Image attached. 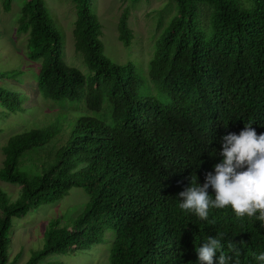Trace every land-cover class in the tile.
<instances>
[{
  "label": "trees",
  "instance_id": "16d2710c",
  "mask_svg": "<svg viewBox=\"0 0 264 264\" xmlns=\"http://www.w3.org/2000/svg\"><path fill=\"white\" fill-rule=\"evenodd\" d=\"M170 1L175 11L164 26L163 15L157 22L163 27L147 62L149 79L169 97L159 102L135 97L140 79L131 62L103 55L91 0H71L73 49L87 76L63 61L62 38L43 0H23L15 31L24 35L25 60L38 61L33 90L60 105L81 100L91 114L80 103L51 109L44 125L13 133L1 145L0 181L20 187L12 199L0 187V264L16 218L69 187L87 194L80 214L66 224L48 218L39 231L42 247L26 264L87 249L106 231L113 236L108 264H196V249L220 233L231 264H258L259 221L237 218L230 207L199 220L178 208V193L191 178L203 184L214 174L224 135L239 134L248 123L264 133V0H166L172 8ZM10 3L0 0L2 11ZM126 16L124 10L116 21L123 46L132 37ZM18 93L0 87V105L20 111Z\"/></svg>",
  "mask_w": 264,
  "mask_h": 264
},
{
  "label": "rangeland",
  "instance_id": "374dc122",
  "mask_svg": "<svg viewBox=\"0 0 264 264\" xmlns=\"http://www.w3.org/2000/svg\"><path fill=\"white\" fill-rule=\"evenodd\" d=\"M22 2L23 0H11L7 12L2 11L0 4V87L19 92L17 96L21 100L22 107L20 111H10L0 105V147L9 135L44 125L43 113H49L51 109L54 111L58 109L57 107L73 109L77 103H80V110L91 114L87 107L82 106L81 100L79 102L71 100L74 104L64 101L60 105V102L44 98L33 90L38 61L25 60L24 35L15 31L16 17ZM165 2L166 0H91V10L94 11L101 25L99 39L102 53L113 63L133 64L140 79L135 91L136 98L149 97L159 102L169 100L166 94H161L147 75V62L154 41L162 31L164 23L168 21V16L175 11L172 1L169 2L172 8L166 6ZM43 4L47 15L61 35L63 61L87 76L86 66L73 49L71 29L75 12L71 0H43ZM164 9L166 13H163ZM124 10L127 12L126 21L132 34L127 46H123L118 41L116 30L117 17ZM162 15L161 24L164 25L158 30L157 22L161 21ZM21 58L24 59L23 62ZM11 69L14 71H10ZM1 158L0 151V165ZM0 187L12 199L20 186L0 181ZM86 200L87 194L83 188L69 187L66 194L59 199L50 203H41L34 207L35 209L28 210L25 215L16 218V224L12 226L9 234L8 255L4 264H26L31 253L42 247L39 231L43 229L42 226L47 219L58 218L60 224H66L80 214L84 206L83 202ZM112 237V233L106 231L103 235L104 240L100 243H94L87 249L74 252L48 253L35 264H108V249Z\"/></svg>",
  "mask_w": 264,
  "mask_h": 264
},
{
  "label": "clouds",
  "instance_id": "9594fccd",
  "mask_svg": "<svg viewBox=\"0 0 264 264\" xmlns=\"http://www.w3.org/2000/svg\"><path fill=\"white\" fill-rule=\"evenodd\" d=\"M219 154L223 159L214 165V174L208 172L203 184L191 178L190 186L178 193V208L206 221L211 209L230 207L237 218H255L264 227V133L257 134L251 123L245 124L239 134L230 132L223 136ZM209 188L214 194L209 193ZM223 239V233L209 236L196 249V264H216L214 257L218 251V264H231L233 257L224 252ZM227 247L239 254L232 242ZM254 259L264 264V252Z\"/></svg>",
  "mask_w": 264,
  "mask_h": 264
}]
</instances>
